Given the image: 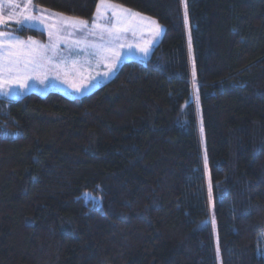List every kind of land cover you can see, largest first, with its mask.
I'll use <instances>...</instances> for the list:
<instances>
[{"label":"trees","instance_id":"16d2710c","mask_svg":"<svg viewBox=\"0 0 264 264\" xmlns=\"http://www.w3.org/2000/svg\"><path fill=\"white\" fill-rule=\"evenodd\" d=\"M110 2L164 27L145 63L0 98V264H264V0Z\"/></svg>","mask_w":264,"mask_h":264},{"label":"snow or ice","instance_id":"6c2138e0","mask_svg":"<svg viewBox=\"0 0 264 264\" xmlns=\"http://www.w3.org/2000/svg\"><path fill=\"white\" fill-rule=\"evenodd\" d=\"M184 6L185 26L188 25V10L186 0H181ZM32 0H28V5ZM14 7H16L14 5ZM111 13L108 16L107 13ZM57 16L63 14H47V10L36 15L31 14V9L25 6L23 20L17 19L15 22L23 28L27 24L30 28L43 25L48 31L49 43L40 45L29 37L28 41L17 39L14 35L0 31V93L10 95L9 89L12 85H17L20 89L27 87L29 79L39 77L43 74L47 78L50 70H62L69 64L74 71L83 70L90 65L93 60L97 64L103 62L108 71L103 75L107 77L115 67V59L119 54L117 48L121 47L118 42L121 34L133 30L132 25L137 23L136 18L148 21L154 28L153 36H158L161 26L151 18L141 17L140 13L133 12L122 5L110 3V0H100L97 5L96 14L93 17L91 26L89 21L78 17H64L49 25L47 21L55 20ZM8 20L12 19L9 15ZM5 23V18L0 15V24ZM19 30V29H18ZM92 37L94 39H89ZM151 43V41H149ZM64 48L61 50L60 45ZM141 51L147 53L148 49ZM51 65V69L49 68ZM193 80L196 72L193 69ZM95 79V78H93ZM76 92L81 91V87L75 88ZM197 108L199 109V97H197ZM203 137V127L200 129ZM207 157L205 156V169L207 170ZM209 199L211 200V187L209 188ZM213 231H215V220L213 219ZM219 246H217V256L219 257Z\"/></svg>","mask_w":264,"mask_h":264},{"label":"rangeland","instance_id":"374dc122","mask_svg":"<svg viewBox=\"0 0 264 264\" xmlns=\"http://www.w3.org/2000/svg\"><path fill=\"white\" fill-rule=\"evenodd\" d=\"M4 3H6V0H4ZM132 11L136 12L134 10ZM95 14L96 11L93 14L92 18L90 20H87L89 21V26H91V22ZM140 14L141 17L151 18V20H155L158 23V21L153 17L142 13ZM107 15L111 16V13L109 12L107 13ZM64 17H69V16L63 15V17L60 16L59 19H62ZM136 20L137 23L135 25L130 26L133 28V30H129L121 34V39L118 43L122 46L117 48L119 57L118 59H115L116 67L111 73H109L107 77L103 75L104 72L108 71L107 67H105V64L103 62L97 64L96 61L93 60L90 65H87L83 70L78 71V73L72 70L71 64H69L65 68L68 69V71L67 70L62 71L58 75V77H56L54 70V72L51 73L49 80L48 78L45 79L44 76L29 79L27 82V87L25 89L22 90L19 87H16L15 90L11 91V95H9V98L17 99L23 95L30 94L33 92L44 95L48 91H53V90L60 91L62 94L70 98H76V97L79 98L81 96L90 94L99 86L109 81L117 73L120 65L123 62L135 60V61H143L145 63V61L149 58L152 50L161 41L164 33V27L160 23H158L161 26V31L158 36L154 37L153 36L154 28L148 21H142L140 17L136 18ZM149 28H153V31H149L148 30ZM89 39H94V38L89 37ZM149 41H151V43H149ZM145 47L148 49L147 53L141 51V49ZM63 48L64 45L62 44V50ZM189 57L191 60L190 52H189ZM69 73H76L75 74L76 77L74 79H73V75L69 77L68 75ZM79 75H86L85 77L86 82L80 80L78 81ZM64 77H69V78L63 80ZM43 86L45 87L44 89H48V88L49 89L44 90L42 89ZM76 87H81V91L79 93L75 91Z\"/></svg>","mask_w":264,"mask_h":264},{"label":"crops","instance_id":"0c3cea01","mask_svg":"<svg viewBox=\"0 0 264 264\" xmlns=\"http://www.w3.org/2000/svg\"><path fill=\"white\" fill-rule=\"evenodd\" d=\"M14 5L16 7H14ZM26 5L28 6L29 9H31V14L32 15H36V14H38L40 12H44L45 10H47V9H44V8L36 7L33 3L31 5H28V0H6V3H4V0H0V15H2L5 18V23L0 24V31L12 34L19 40L28 41L29 37H20V36L16 35L15 33H13L12 30H11V28H13V27H20L15 21L17 19L23 20V14L25 13V6ZM53 13H56V12L47 10V14L48 15H51ZM9 15H12V19L11 20L7 19ZM59 17L60 16H57L55 20H49V21H47V23L49 25L55 24L56 21L59 19ZM24 27L30 28L27 24H25ZM32 29H36V30L41 31V32H43L45 34V38L43 40L31 37L32 40L36 41L40 45H47L49 43L48 31L51 30V29L45 28L43 25H38L37 27L32 28ZM60 48L62 50V44L60 45ZM139 62L143 63V61H139ZM49 68L51 69V65H49ZM65 70L68 71V69L55 70V72H54V70L48 71V73H47L48 80L50 79L51 73L54 72L56 77H58V75L62 71H65ZM76 73H78V71H76ZM76 73H69L68 75H69V77H71L73 75V79H74L76 77V75H75ZM40 76H43V74L40 75ZM69 77H64L63 80H65L66 78H69ZM85 77H86V75H79L78 76V81L80 80V81L86 82L85 81L86 80ZM16 87H18V86L17 85H12L11 86V88L9 89L10 95H11V91L15 90ZM44 88L45 87L43 86L42 89H44ZM48 89H44V90H48ZM53 91H57V90H53ZM0 94H1L0 98H9V95L5 96L2 93H0ZM9 99H11V98H9Z\"/></svg>","mask_w":264,"mask_h":264}]
</instances>
